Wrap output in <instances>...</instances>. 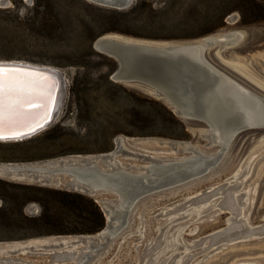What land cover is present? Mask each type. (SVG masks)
<instances>
[{
  "label": "rangeland",
  "instance_id": "rangeland-1",
  "mask_svg": "<svg viewBox=\"0 0 264 264\" xmlns=\"http://www.w3.org/2000/svg\"><path fill=\"white\" fill-rule=\"evenodd\" d=\"M34 1L0 0V61L58 68L64 74L63 94L51 124H60V129L47 134L44 130L24 140L0 141V179L64 190L66 175L61 176L58 186L56 182L38 184L13 179L7 173L8 166L100 155L116 150L118 138L125 150L116 151L114 160L132 173L144 172L143 167L151 163L146 157L168 160L194 155L192 149L182 150L190 145L209 156L219 153L221 146L211 143L208 137L209 124L200 119L182 120L190 134L186 140L138 134L147 132L149 126L136 120L132 94L148 95L133 85L117 83L126 91L109 85L103 77L111 67L106 59H92L80 95L88 110L77 111L70 89L73 77L82 69L70 63L83 56L91 59V53L82 45L83 28L78 18L82 13L98 12L79 0H48L54 6L42 23L43 16L34 10ZM151 1L160 8L168 0ZM239 16L238 12L230 14L226 27L217 32L237 30L244 38L220 56H213V60L219 69L264 99V23L243 25ZM75 44L78 52L74 51ZM137 138L170 139L183 144L174 147L157 140L136 141ZM107 144L112 148L106 152H82ZM98 165L108 168L101 161ZM64 191L83 194L99 203L103 199L115 203L119 198L117 193L106 190L95 195L70 188ZM41 212L36 202L24 208L29 217ZM14 235L0 232V237H6L0 239V264H77V253L65 252L90 250L87 243L79 241L80 235L8 238ZM84 264H264V126L237 134L214 169L140 197L122 230Z\"/></svg>",
  "mask_w": 264,
  "mask_h": 264
},
{
  "label": "water",
  "instance_id": "water-1",
  "mask_svg": "<svg viewBox=\"0 0 264 264\" xmlns=\"http://www.w3.org/2000/svg\"><path fill=\"white\" fill-rule=\"evenodd\" d=\"M86 1L109 9L127 10L137 0ZM229 32H215L193 40H150L127 37L118 33H108L97 38L93 43V48L96 52L116 61L117 69L111 75L112 81L141 88L148 96L165 104L181 120L200 119L209 124L208 137L211 143L221 146L219 153L215 157L210 158L209 155L200 153L193 145L182 149L183 151L192 149L195 155H199L198 158L207 159V165L201 170L192 172L189 170H178L159 178L157 182L150 180L147 183L144 177L147 173H150L149 168L143 167L144 172L132 173L114 160L116 151L123 148L121 138L115 140L116 150L110 152L96 156L78 155L74 158H61L45 162L50 165L59 163L56 168L52 169L41 168L42 163L8 166L10 168L7 173L15 177L13 179H25L28 182L36 181L38 184L56 182L61 185L62 179L60 178L66 175L67 180L64 184L62 183L64 190L70 188L76 192L93 195L99 191L106 190L113 191L119 195L115 203L109 199H103L100 203L96 200L105 215L106 225L96 234L79 236V241L82 240L87 245H90L89 248H92L90 252L95 253L91 254L87 261L99 254L105 245L127 224L130 211L140 197L153 191L183 183L210 171V169H214L222 160L232 139L237 134L252 127L264 126V121L251 123L242 113L232 111L233 101L225 96L224 89L220 91L218 88L220 80L229 84L232 83L233 86L249 92L253 97L260 99L264 103L262 97L256 95L219 69L213 60V56H220L222 51L242 41H221L219 39ZM0 66L5 69H14L22 72H25V70L32 71L30 73H42L45 71L44 73L55 79L51 96L54 97L55 101L53 108L51 104L49 106L50 109L48 108L51 113H47L42 122L27 130L19 131L18 134L9 133L6 135V137L16 138L3 140H24L49 128L58 113L59 104L57 99L63 94L64 74L57 69H46V67L22 61H0ZM35 107V105H32L30 109ZM135 140H157L174 147L178 144H183V142L162 138H137ZM146 159L154 164L173 162L171 163L173 166L177 164L174 162H179L183 158L163 160L146 157ZM98 161H101L108 168H101L98 165ZM12 168L14 169L12 170ZM120 204L123 205L122 209ZM118 214L119 216H117ZM117 217H119V221ZM104 230L108 231L107 236L103 238ZM100 239H103L104 243L95 245V242ZM88 240L92 241L91 244L88 243ZM75 252L76 250L65 253L74 254Z\"/></svg>",
  "mask_w": 264,
  "mask_h": 264
},
{
  "label": "trees",
  "instance_id": "trees-1",
  "mask_svg": "<svg viewBox=\"0 0 264 264\" xmlns=\"http://www.w3.org/2000/svg\"><path fill=\"white\" fill-rule=\"evenodd\" d=\"M98 14L82 13L78 18L83 28L84 48L91 53L90 58L81 57L70 65L82 69L74 77L71 93L77 111H87L88 105L81 100L85 75L93 65L92 59L101 58L111 62V67L103 74L106 82L121 87L111 80L117 63L96 52L94 41L108 33H121L151 40L197 39L213 34L226 27V19L234 12L240 14L243 25L264 23V0H168L163 7L156 8L151 0H137L127 10H115L79 0ZM50 1H34V10L45 16L53 8ZM67 22L66 19H63ZM71 41V40H70ZM79 47L75 44L74 51ZM88 77V76H86ZM124 91L125 88L121 87ZM127 93V92H125ZM135 99L138 122L148 124V131L138 134L160 136L176 140L190 138L184 122L165 104L150 96L132 94ZM139 102L146 103L141 106ZM60 129V124L50 125L45 133ZM112 145H98L83 153H97L111 150ZM81 152V153H82ZM0 232L15 234L13 239H24L45 235H91L100 232L106 225V218L94 199L80 193L50 189L0 179ZM39 203L42 212L37 217H29L24 208L30 203ZM6 237H0L4 239Z\"/></svg>",
  "mask_w": 264,
  "mask_h": 264
},
{
  "label": "bare ground",
  "instance_id": "bare-ground-1",
  "mask_svg": "<svg viewBox=\"0 0 264 264\" xmlns=\"http://www.w3.org/2000/svg\"><path fill=\"white\" fill-rule=\"evenodd\" d=\"M243 38H244V34L236 30L229 32L228 34H226L225 36L219 39L221 41L226 40V41L234 42V41H241ZM47 68L58 70V68H53V67H46V69ZM30 72L32 71L25 70V72L17 71L16 73L18 79L27 82L23 85L24 91L21 94H19L18 99H20L21 101H26L28 99H31L32 101H34V104L32 105H35L36 107L30 109L32 105L29 106L25 104L23 110L15 114H12L6 110L5 111L6 119H12L15 122L5 124L4 127L5 136L9 133L18 134L19 131L27 130L28 128H31L39 124L40 122H42V120L47 115V113L49 114L51 113V111H48L50 104L51 107L53 108V103L55 99L54 97L51 96L54 89L55 79L51 76L49 77L47 73H44L45 71L42 73L41 72L30 73ZM218 88L220 91L224 89L225 96H227L229 100L231 99L233 101L232 111L242 113L243 116L246 119H248V121L251 123L264 121V103L260 99L253 97L249 92L243 89L233 86L232 83L229 84L223 82L222 80L218 82ZM60 97L61 95L57 99L58 104H60V99H61ZM8 99L9 98H6V103L8 102ZM3 141H11V140H3ZM198 157L199 155H195V154L191 155L189 157L183 158L179 162H174L177 164H174L173 166L171 164L173 162H161L160 164L150 163L146 167L149 168L150 173L146 174L144 180L147 183H149L148 181L150 180L152 181L155 180L157 182L159 178L168 175L170 172H174L178 170H182V171L189 170L191 172L201 170L203 167L207 165L206 164L207 159L198 158ZM209 157L213 158L215 157V155ZM58 165L59 163L54 165H50L49 163L48 164L42 163L41 168L46 167L47 169H52V168H56ZM13 169L14 168H12V170ZM122 206L123 205L120 204L121 209ZM117 216H119V214ZM118 219L119 217H117V220ZM107 231L108 230L103 231L102 234L103 238L107 236ZM91 242H92L91 240H88L89 244H91ZM95 245H99V242L98 241L95 242ZM89 247L90 245H88L86 248L92 250V248ZM90 250L89 251L79 250L80 252L77 250L75 252L77 253V258L79 259L77 264H84L87 261L88 257L91 254H93V252L92 251L90 252Z\"/></svg>",
  "mask_w": 264,
  "mask_h": 264
},
{
  "label": "snow or ice",
  "instance_id": "snow-or-ice-1",
  "mask_svg": "<svg viewBox=\"0 0 264 264\" xmlns=\"http://www.w3.org/2000/svg\"><path fill=\"white\" fill-rule=\"evenodd\" d=\"M18 70L5 69L0 66V140L6 138H16V137H6L4 135V127L6 123L15 122L12 119H6L5 111L15 114L22 111L25 104L31 106L34 101L28 99L26 101H21L18 99L19 94L24 91L23 85L27 82L18 79L16 73ZM27 75V74H25ZM6 98L8 102L6 103Z\"/></svg>",
  "mask_w": 264,
  "mask_h": 264
}]
</instances>
